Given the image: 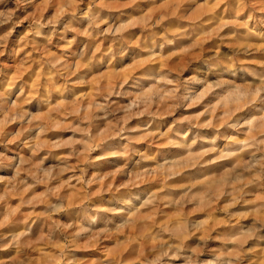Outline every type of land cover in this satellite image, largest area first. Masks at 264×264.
<instances>
[{"label": "clouds", "instance_id": "obj_1", "mask_svg": "<svg viewBox=\"0 0 264 264\" xmlns=\"http://www.w3.org/2000/svg\"><path fill=\"white\" fill-rule=\"evenodd\" d=\"M146 2L0 0V64L18 61L0 88V169L13 172L0 176V264H84L79 253L102 250L98 264H264V195L249 198L264 193V61L248 59L264 53L249 42L264 4L215 0L192 16L194 0ZM137 55L105 86L102 70ZM165 150L185 155L156 163ZM109 157L122 163L98 171Z\"/></svg>", "mask_w": 264, "mask_h": 264}, {"label": "rangeland", "instance_id": "obj_2", "mask_svg": "<svg viewBox=\"0 0 264 264\" xmlns=\"http://www.w3.org/2000/svg\"><path fill=\"white\" fill-rule=\"evenodd\" d=\"M214 2H215V0H194V3L187 6V10L183 14L184 15H192V16L200 15L202 5H207L210 7L211 4H213ZM231 2L234 4L235 0H231ZM253 2L258 4V5L264 4V0H253ZM164 4H165V0H147V2L142 4L140 6V8L143 12H148L152 8L161 7ZM223 8H224V6H221V8L217 11V15H219L221 12H223ZM233 11H234V8L230 9V12L228 14H226V16L233 14ZM259 31H260L261 35L250 37L249 38L250 43H254V44L264 43V28L259 29ZM22 32H23V29H17V38L20 34H22ZM139 58H141V57L139 55H137V56L132 57V59L127 64L119 66V68H108L106 70H102L99 73V75L105 76V80H104L105 86H107V84L113 80L114 73H119L120 75H124L127 72L131 71L134 61L136 59H139ZM248 59L255 60V61H264V53H259V54H256L254 56L248 57ZM4 60H5V62H7V67H4V65L0 64V69H2V74H0V88H3L7 85L8 79L15 72L16 64L18 63V61H16L13 58L11 53L8 56H6L4 58ZM253 67L257 68L258 71L264 72V69L259 68L258 65L254 64ZM32 76L33 77L35 76V71H33ZM92 90H93V88L91 86H89L87 88H83L80 90L79 95L83 96L85 93H91ZM15 94H19V88H17L15 90ZM90 99H91V97L89 96V100ZM225 103H227V99H225ZM30 110H32L36 114H39L35 105L30 106ZM39 111L42 112V111H44V109H40ZM182 114H190V113L185 112ZM0 118H2V117H0ZM134 123L140 124L141 126H143L146 123V118H145V120L135 121ZM170 123H171V119H169L168 121L165 122L164 127H160L159 129L154 127L151 130H153V131L159 130L161 132L166 131L167 124H170ZM17 128H18V125H12V126H10L9 130L11 132H15L17 130ZM101 131H102V129H101ZM67 135H70V133H52V134H50V136L48 138L54 139L57 136L67 137ZM209 146H211V145L201 143L197 147L196 150L199 151V150H202L203 148H206ZM218 146L223 147V145H218ZM139 147L143 150V149L147 148V145H140ZM10 148H12L13 152H20L22 155H29V152L26 149H23L22 145H11ZM120 150H121V147L119 146L118 143L116 146H114L110 149V151H113V152H117ZM3 151H5V149L2 146H0V152H3ZM183 155H185V153H183V152L165 150V151L161 152V157L156 161V163H164L165 161H169V162L176 161V160H179ZM49 162H53V159L50 158ZM121 163H122V160H120L118 157H109L108 160L103 162L102 167L97 169V170L106 173V172L112 171L115 167H118ZM234 163H235V161H231L230 163L225 164L223 166H217V165L210 166L207 169L200 170L199 175H195V176L189 175L186 178L182 179L181 181H178L177 183H194L196 180L204 179L205 177H208V176L221 175L225 171L226 168L231 167V165ZM144 166L145 167L155 166V164H151V165L145 164ZM12 174H13V172L11 169H7V168L0 169V176L10 177ZM6 189H7L6 184L0 183V193L4 192ZM250 191L252 192L251 197H249L251 199H255V197L259 196V195H264V193H262L257 188H252ZM176 194L179 195L180 192L177 190ZM13 203H15V201H13ZM236 210L239 212H247V211H251L252 209L249 207L240 206ZM220 234L221 235H227L229 233L226 230L222 229V230H220ZM217 247L222 248V245H218ZM78 255L80 256V258L84 262V264H98L99 261H102L105 258V256L107 255V251L102 250L99 252H85V253H79ZM210 256H211V254H209L208 257H206V258H210ZM253 259H255V257H253Z\"/></svg>", "mask_w": 264, "mask_h": 264}]
</instances>
